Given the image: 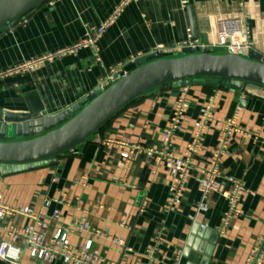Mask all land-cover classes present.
<instances>
[{
  "label": "crops",
  "instance_id": "obj_1",
  "mask_svg": "<svg viewBox=\"0 0 264 264\" xmlns=\"http://www.w3.org/2000/svg\"><path fill=\"white\" fill-rule=\"evenodd\" d=\"M121 1L48 0L41 4L0 35V75L70 48L84 39L88 28L107 20ZM228 19L241 20L247 32L251 51L244 55L264 57V0H133L99 40L97 50L86 49L29 71L0 76V114L50 119L86 103L120 64L161 46L197 39L213 50L222 49L229 43L221 24ZM184 89L189 109L173 145L177 155H183L193 141V125L200 121L201 109L211 95H218L214 120L196 165L207 166L219 149L217 121L236 116L242 129L230 136L220 168L223 177L240 181L250 194L241 202V215L232 217L225 230L228 205L220 194L209 197L208 211L196 224L191 220L201 197L197 169L191 172L180 206L165 214L172 184L167 166L140 152L129 159L124 147L104 144L114 141L159 148ZM222 188L229 185L222 181ZM0 196L8 208L30 210L34 216L0 220V248L8 244L16 264H65L60 259L52 263L33 259L22 241L13 242L12 228H37L38 223L45 225L48 238L59 230L88 224L86 232L70 235V243L80 247L92 241L91 250L102 264H147V250L162 223L168 230L161 248L162 264H172L180 250L182 264H264L259 253L264 249V98L210 81L159 88L54 164L15 172L0 166ZM114 240H123L132 252H123ZM0 264L12 263L0 258Z\"/></svg>",
  "mask_w": 264,
  "mask_h": 264
},
{
  "label": "built area",
  "instance_id": "obj_2",
  "mask_svg": "<svg viewBox=\"0 0 264 264\" xmlns=\"http://www.w3.org/2000/svg\"><path fill=\"white\" fill-rule=\"evenodd\" d=\"M132 1L133 0H122L107 20L101 23L98 27L88 28L84 39L77 42L70 48L50 56L34 59L20 68L1 74L0 76L12 75L14 72L19 71H29L46 61L65 55L78 54L86 49L97 50L99 40L117 21ZM221 29L224 37L229 43L227 46L222 48L226 52L233 54H248L251 51V44L246 37L247 32L243 29L241 20H224L221 24ZM244 34L245 37L243 38ZM185 49H192L196 52L213 51V47L206 46L203 42L197 39L189 43H183L172 47L161 46L148 54L133 56L124 64H120L111 70L108 77L100 84L99 88L106 90L119 80L126 78L131 72L129 66L137 65L148 57L155 55L159 58H164L167 56L181 54ZM186 92L187 89H184L177 101L174 115L168 124V128L160 137L159 148H147L141 145L130 146L126 143H117L114 141H105L104 144H118L124 147L130 153L129 159H131V156L134 153L140 152L145 153L148 158H155L157 162L163 163L167 166L172 174V184L170 186L168 198L163 207L165 214L171 213L178 206H180L184 189L188 180L192 176L191 172L192 170L197 169L199 172L197 183L201 197L195 207L196 214L191 217V220L194 224H196L197 218L201 214L208 211L209 197L212 194H220L226 200L228 205V211L223 218V230H225L232 217L241 215V202L246 195L250 194V191L240 181L231 177H223L220 168V161L228 149L230 136L234 132H242V129L237 124L236 116L227 121H217V126L220 129L219 149L213 154L212 159L207 166L196 165L198 151L202 145L205 134L209 129V123L214 120L213 115L218 95H211L207 99L205 106L201 109L200 121L193 125V141L188 145L183 155H177L174 152L173 145L176 136L183 129V119L189 109V103L186 100ZM222 181L229 185L228 189L222 188ZM15 215L34 218L30 210L17 211L8 208L0 196V220H3L8 216ZM203 228L206 227L203 226ZM44 230L45 225L38 223L37 228H12L11 235L13 242L19 240L25 244L26 250L33 259L49 263L60 259L65 264H102L103 260L100 256L91 250L92 241H89L80 247H74L70 243V235L82 234L83 232H86L88 230V224H77L72 228L59 230L51 238H48L45 235ZM167 233V227L164 223H162L153 238L152 245L147 250V264H162L161 248L164 245ZM113 243L125 253L132 252L123 240H114ZM10 248L11 247L8 244H2L0 248V258L9 261L12 264H16V259L11 258L9 255ZM259 253L261 257H264V249L260 250ZM183 256V251H177L174 255L172 264H182Z\"/></svg>",
  "mask_w": 264,
  "mask_h": 264
},
{
  "label": "water",
  "instance_id": "obj_3",
  "mask_svg": "<svg viewBox=\"0 0 264 264\" xmlns=\"http://www.w3.org/2000/svg\"><path fill=\"white\" fill-rule=\"evenodd\" d=\"M48 0H0V35ZM210 81L222 87L264 98V57L228 53L223 49L140 62L130 74L106 90L97 89L84 104H77L50 119L28 114H0V166L5 171L54 164L100 133L137 100L165 86L180 88Z\"/></svg>",
  "mask_w": 264,
  "mask_h": 264
},
{
  "label": "trees",
  "instance_id": "obj_4",
  "mask_svg": "<svg viewBox=\"0 0 264 264\" xmlns=\"http://www.w3.org/2000/svg\"><path fill=\"white\" fill-rule=\"evenodd\" d=\"M134 104V103H133Z\"/></svg>",
  "mask_w": 264,
  "mask_h": 264
}]
</instances>
